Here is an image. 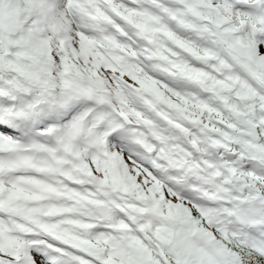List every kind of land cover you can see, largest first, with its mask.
<instances>
[{"label": "snow or ice", "instance_id": "1", "mask_svg": "<svg viewBox=\"0 0 264 264\" xmlns=\"http://www.w3.org/2000/svg\"><path fill=\"white\" fill-rule=\"evenodd\" d=\"M0 264H264V0H0Z\"/></svg>", "mask_w": 264, "mask_h": 264}]
</instances>
